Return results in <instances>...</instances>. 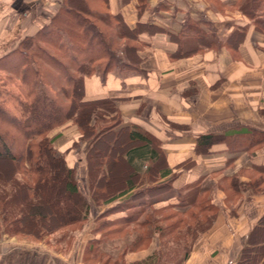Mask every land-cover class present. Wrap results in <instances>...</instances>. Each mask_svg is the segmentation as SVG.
Returning a JSON list of instances; mask_svg holds the SVG:
<instances>
[{
	"label": "trees",
	"instance_id": "trees-1",
	"mask_svg": "<svg viewBox=\"0 0 264 264\" xmlns=\"http://www.w3.org/2000/svg\"><path fill=\"white\" fill-rule=\"evenodd\" d=\"M136 1V16L140 17L144 11L151 14L146 0ZM120 2L126 5L130 0ZM225 7L235 8L248 23L234 26L226 38H217L210 27L204 31L200 23L185 16L179 30L168 33L179 49L178 54L191 53L192 41L201 44L199 50L233 47L244 38L249 27L264 35V0H236ZM158 31L147 24L130 27L121 13L110 11L109 0H62L60 9L46 26L22 39L0 59V72L7 76L3 81L0 79V235L25 232L41 238L59 233L55 239L61 242L71 234L70 227L87 220L92 206L116 202L95 220L103 219L102 227L118 226L117 232L153 224L145 236L135 233L130 244L135 248L139 243L155 240L152 237L155 233L161 236L156 221L143 218L145 212L171 209L175 215H186L193 208L201 211L214 208L194 200L203 177L173 190L172 183L179 173L175 171L181 165L174 169L167 167L157 141L149 134L120 127L121 119L113 100H91L83 95L84 79L95 74L124 77L140 73L136 53L143 45L138 37ZM8 83L14 90L8 88ZM69 126L77 128L79 139L89 141L88 196L77 184L76 167L66 164L64 153L53 146L55 136H50L54 129ZM217 144H223L228 151L253 153L264 147V132L239 127L220 135L196 137L197 152L207 153ZM263 171V168L250 171L259 178L245 185L238 183L237 174L222 178L229 179L231 191L237 196L245 190L264 193ZM167 179L169 182L157 184ZM171 190L176 196L184 193L177 205L187 207L185 211L163 204L172 197L157 198ZM118 213L122 216L109 219ZM215 215L216 212L207 218L204 227L198 222L186 224L190 244L211 226ZM105 242L102 236L92 238L85 250L97 251ZM188 252L189 248L172 264H182ZM163 255L155 248L146 262L140 264H171ZM262 259L264 216L253 227L250 246L242 250L238 264H258Z\"/></svg>",
	"mask_w": 264,
	"mask_h": 264
},
{
	"label": "crops",
	"instance_id": "crops-1",
	"mask_svg": "<svg viewBox=\"0 0 264 264\" xmlns=\"http://www.w3.org/2000/svg\"><path fill=\"white\" fill-rule=\"evenodd\" d=\"M61 1L0 0V59L14 50L22 39L46 26L60 9ZM184 1L186 3L146 0L152 12L144 11L138 17L136 0L126 5H121L120 0H109L110 11L121 13L130 27L137 23L147 24L160 33H143L138 37L143 45L136 53L140 73L124 77L95 74L83 81L84 98L113 100L121 116L120 127L145 132L161 144L167 167L174 169L187 160L194 163L189 173L179 170L181 174L174 190L203 176L222 178L238 170H264V147L248 153L246 150L228 151L219 144L211 146L207 153L196 151L198 135H220L239 127L264 132V35L249 27L244 38L233 47L216 51L202 47L199 50L201 44L192 41L191 53L180 55L168 33L177 32L185 16L200 23L204 31L210 27L218 38H226L234 26L248 23L238 11L234 18L224 17L204 7L201 0ZM217 1L229 7L236 2ZM51 135L55 136L53 144L57 151L64 152V132L54 129ZM71 135L74 130H70ZM65 161L73 167L69 157ZM85 169L80 173H84L86 181ZM183 174L197 176L183 179ZM163 204L175 206L179 212L187 209L176 208L178 202L171 200ZM121 216L118 213L109 219ZM263 216L264 195L249 197L234 213L220 208L210 229L190 245L183 264H238L240 253L250 246L253 227ZM89 240L90 235L80 243L73 261L67 262L33 248H6V240H2L0 264H82L80 256ZM258 264H264V259Z\"/></svg>",
	"mask_w": 264,
	"mask_h": 264
},
{
	"label": "rangeland",
	"instance_id": "rangeland-1",
	"mask_svg": "<svg viewBox=\"0 0 264 264\" xmlns=\"http://www.w3.org/2000/svg\"><path fill=\"white\" fill-rule=\"evenodd\" d=\"M181 2L186 3L184 0H181ZM201 3L204 7L206 6L209 7L212 12L216 14H220L224 17L234 18L238 15L235 12L236 11L235 8H227L217 0H201ZM120 43L121 41L118 42V44ZM6 78H7L6 74L1 71L0 79L3 81ZM8 88H10V90L11 89L14 90V87L10 83H8ZM117 112L119 115L118 117L121 119L118 110ZM57 130L64 132V136H65L64 140L66 138V142H65L66 147L62 148V150L64 149L66 150L60 153H64L65 160L67 157H69V159L73 164V167H76L77 184L81 192L85 196H88L89 192L87 185L88 184L87 176L85 181L84 178L85 176L82 175L84 173H80V172L82 170L84 172V169L87 165L86 157L89 148V141L87 139L84 140L79 139L80 137L78 134V130L75 126H69L66 128L61 127V128H57ZM70 130H74L73 136L72 135L70 136ZM51 134L52 132L50 133V136H52ZM157 145L160 149L161 144L157 142ZM66 164L68 163L66 162ZM193 164L194 163L189 162V160L183 161L180 164L181 165L180 168L177 169L176 171L179 172V170H182L183 173L185 171L186 173H189L188 171H191ZM177 174L179 176L181 173H177ZM234 174H237L238 183H243V185L247 184L249 181H254L257 180V178H259L257 174L251 173L250 171L238 170L235 173H232L231 175ZM85 175H87V168L85 169ZM182 176L183 179L184 177L193 179L197 175L189 176L187 174H183ZM241 178L246 179V181L245 182L241 181L240 180ZM119 179L120 176L118 180ZM168 180L169 179L158 181L157 184H160L162 182H167ZM175 182L176 180L173 181L172 183L174 188H175ZM262 184L264 186V182ZM259 188L261 187L259 186ZM173 190L166 192L157 198L160 200L161 199L164 200L166 198L172 197L168 200L178 202V200L183 196L184 193H182L179 196H176L173 194L175 192ZM197 192H198L197 195L194 197L195 202H198L199 204L201 203L203 205L205 204H208L210 206L212 205L214 208H212L210 211L208 210L201 211V209L193 208L191 209V212L186 215H179V214L175 215L174 214L175 211L171 209L158 210L157 208L160 207L157 208L155 207L157 209V212L155 213L153 212V210H149L145 212V216H143V218L147 217L149 220L151 219L155 220L156 221L155 225L161 228V230L159 231L161 236H158V234L155 233V235L152 236L153 238H155V240L152 239L151 241L148 242L139 243L135 248L134 247L131 248L130 246L135 233L136 234L139 233L145 236L150 230H152L153 224L143 227H135V228L132 227L124 230L121 229V231L119 232L116 231L118 229V226L115 225L102 227L103 219H100L99 221L94 220L92 222L93 218L96 216L98 211L107 208L108 205H104L102 203H99L96 207L92 206V208L90 209L87 215V220L79 225L70 227L69 230L71 234L69 235V237L61 240V242H57L58 239L57 240L55 239V237L58 236L59 233L53 235V237L47 236V237L38 238L37 236H32L25 232L18 233L17 235H12V236H9L8 234H1L0 242H2V240H6V244H5L6 248L12 246L21 247V248L25 247V248L37 249L47 254L51 253L54 256L58 257L60 261L67 262V261H73V259L75 258L74 253L79 249L80 243H83V241L86 240V238H88L89 235H90V240L92 238H99L102 236L106 238V242L103 245L102 249L99 250L97 249V251L95 250L94 252H88L85 250V248L87 249L88 241L84 245V249L80 256V262L82 264H140V262L145 263L155 248L163 252L164 254L163 259H167L168 262L172 264V261H174V259H181L185 250H188V248L191 245L189 242L190 237L185 232L186 224L193 225L194 223L198 222L202 227H204L206 225L207 218L215 212L217 215L220 208L225 207L226 209L230 210V212L234 213V211L237 209L239 204L247 201L249 197L264 195V193L252 194L249 190H245V192L237 196L235 193L231 191L229 179L227 180L220 178L219 175H212V176H208L207 178L206 176H203V181L199 186ZM190 199H192V197H190ZM176 208L183 209V206L177 205ZM210 227L211 226H209L208 228L206 227L202 233L208 231ZM93 228H97L96 231L92 232ZM197 238L198 236L195 239H193L194 240L193 242H195ZM149 262L150 261H148V263Z\"/></svg>",
	"mask_w": 264,
	"mask_h": 264
}]
</instances>
